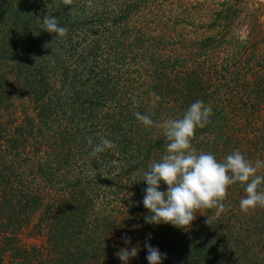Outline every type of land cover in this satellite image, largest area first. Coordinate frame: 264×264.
Returning <instances> with one entry per match:
<instances>
[{"label": "trees", "instance_id": "1", "mask_svg": "<svg viewBox=\"0 0 264 264\" xmlns=\"http://www.w3.org/2000/svg\"><path fill=\"white\" fill-rule=\"evenodd\" d=\"M123 1L0 0V264H123L117 253L133 246L128 264H149L146 243L166 253L162 264H264V207L242 212L239 184L219 216L202 209L185 229L146 223L143 173L167 141L135 115L159 124L202 100L214 115L196 130L197 151L264 161V20L240 4L187 34H158L118 11ZM45 15L66 36L43 30ZM101 138L116 147L92 156ZM74 141L88 145L80 161L67 159ZM32 158L42 167L24 189Z\"/></svg>", "mask_w": 264, "mask_h": 264}, {"label": "clouds", "instance_id": "2", "mask_svg": "<svg viewBox=\"0 0 264 264\" xmlns=\"http://www.w3.org/2000/svg\"><path fill=\"white\" fill-rule=\"evenodd\" d=\"M65 5H71L72 0H63ZM43 30L64 37L67 28L58 24L55 16L45 15ZM134 105L138 102L133 98ZM136 118L145 127H159L167 141L166 152L159 161L153 160L148 170L143 173V181L147 188L142 200L149 215L146 223L171 224L181 229L189 228L202 209H216V215L227 210L224 201L228 196V188L239 184L246 193L239 201L242 212L247 214L257 207H264V161L253 163L239 149L234 150L222 160L215 154L197 151L193 147V139L198 128H204L214 115L211 105L197 100L189 105L182 117L167 119L159 124L150 116L135 113ZM88 144L92 145L89 138ZM115 143L101 138L100 143L92 148V156L114 149ZM166 190H161V185ZM125 244L131 243V238L122 237ZM149 264H162L166 253H161L158 247L145 244ZM138 248L131 250L122 248L118 253L123 264H128L130 258L136 257Z\"/></svg>", "mask_w": 264, "mask_h": 264}, {"label": "rangeland", "instance_id": "3", "mask_svg": "<svg viewBox=\"0 0 264 264\" xmlns=\"http://www.w3.org/2000/svg\"><path fill=\"white\" fill-rule=\"evenodd\" d=\"M104 1L112 4H115L116 2V0ZM85 3H88V0H85ZM240 4L245 5L248 9L251 8V11L256 13V15L258 14L259 21L264 20V0H124L123 3L120 4V9H118V11L125 8V10L128 11V14H132L133 18L135 19L137 18V24H139L138 21L144 23L145 27L148 28V31H153L158 34L159 31L160 33L163 32L165 34L169 32L171 33L172 31H175L176 33L181 32L183 34H187V31L189 29L191 31L193 30L192 25L195 24L197 19H199L201 16H204V20L207 18V23V21H212L217 16L228 14L230 12H233L234 10H237L239 13ZM86 5L90 7V5ZM95 9H97L96 11H100L97 7L88 9V11L92 12ZM105 12L111 13V6L109 10ZM173 42L178 41L177 39H174L172 42H169V44ZM89 108L95 110L107 108V106L97 104ZM61 115L62 113L59 114L58 118L56 119V123H59V126L62 127V123H64L65 121L61 118ZM67 126H70L69 130L72 132L71 124L69 123V125ZM93 128L97 129V127L95 126ZM49 140L51 141L52 138H49ZM71 142H73V138L71 139ZM99 142L100 140L95 141V143L98 144ZM73 144H75L74 146L76 148L74 146L72 148V145L70 146L71 150L67 151V159L75 156L77 158V161H80V149H87L88 145L84 148H81L79 147L80 143H78L77 141H74ZM76 155L79 156L77 157ZM84 158L89 159L91 157L86 156ZM81 162L84 163V161ZM22 163V168L28 169L31 172H26V178L23 176L26 182L22 184V187L24 189H30L32 185L31 176L38 175L40 173L39 167H42V164H38V159L35 158H32L27 162L24 161ZM93 174L94 173L90 167V169H85V173H83L82 176H92ZM106 177L109 179L108 176ZM38 178L40 177L38 176ZM34 183L36 184V182ZM17 186L18 185H16V187ZM13 191H15V189H12V192ZM3 221V219L0 220V225ZM29 226L19 231L18 236L20 237V239L27 235ZM28 240L30 239L28 238ZM261 251L262 249L260 250V252Z\"/></svg>", "mask_w": 264, "mask_h": 264}]
</instances>
